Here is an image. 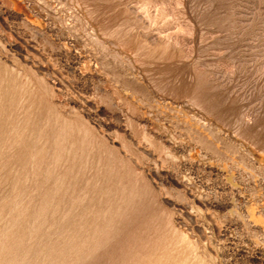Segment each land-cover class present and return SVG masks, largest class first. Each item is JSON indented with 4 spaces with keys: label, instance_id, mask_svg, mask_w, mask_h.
I'll return each mask as SVG.
<instances>
[{
    "label": "rangeland",
    "instance_id": "374dc122",
    "mask_svg": "<svg viewBox=\"0 0 264 264\" xmlns=\"http://www.w3.org/2000/svg\"><path fill=\"white\" fill-rule=\"evenodd\" d=\"M6 1L0 264H264V0Z\"/></svg>",
    "mask_w": 264,
    "mask_h": 264
},
{
    "label": "bare ground",
    "instance_id": "6f19581e",
    "mask_svg": "<svg viewBox=\"0 0 264 264\" xmlns=\"http://www.w3.org/2000/svg\"><path fill=\"white\" fill-rule=\"evenodd\" d=\"M7 1H9V2H10L11 4H13V5L16 4L15 0H7ZM7 1H6V2H7ZM46 1H49V0H46ZM90 1H91V0H90ZM178 1H179V0H178ZM184 1H185V0H184ZM3 2H4V1H3ZM40 2H43V1H40ZM187 2H188V1H187ZM187 2H186V3H187ZM189 2H190V1H189ZM36 3H38V2L36 1ZM45 3H46V2H45ZM186 3H181V4H182V5H185ZM99 4H100V3H99ZM177 4H178V3H177ZM179 4H180V3H179ZM193 4H194V3H193ZM196 4H197V3H196ZM6 5H7V3H6ZM28 5H29V4H28ZM37 5H38V4H37ZM41 5H42V4H41ZM108 5H109V4H108ZM110 5H111V2H110ZM110 5H109V6H110ZM112 5H114V4L112 3ZM8 6H9V5H8ZM44 6H45V5H44ZM93 6H94V5H93ZM93 6H92V7H93ZM102 6H104V5H102ZM192 6H193V5H192ZM47 7H48V6H47ZM96 7H97V6H96ZM105 7H106V5H105ZM110 7H112V6H110ZM110 7H108V9H109ZM118 7H119V6H118ZM178 7H179V6H178ZM180 7H181V6H180ZM183 7H184V6H182V8H183ZM186 7H187V6H186ZM190 7H191V6H190ZM34 8H36V6H35ZM97 8H98V7H97ZM115 8H116V6L114 7V9H115ZM182 8H181V9H182ZM46 9H47V8H46ZM95 9H96V8H95ZM102 9H103V8H102ZM105 9L107 10V8H105ZM105 9H104V12H105ZM116 9H117V8H116ZM185 9H186V8H185ZM190 9H191V8H190ZM33 10H34V9H33ZM109 10H110V9H109ZM112 10H113V8H112ZM120 10H124V9H121V8H120ZM91 11H93V10H91ZM125 11L127 12L126 9H125ZM195 11H196V10H195ZM195 11H194V12H195ZM0 12H1V11H0ZM31 12H33V11H31ZM38 12H39V14L41 13L39 10H38ZM96 12H97V11H96ZM102 12H103V10H102ZM104 12H103V14H104ZM117 12H118V10L116 11V13H117ZM119 12H120V11H119ZM122 12H123V11H122ZM44 13H45V12H44ZM93 13H94V12H93ZM93 13H92V15H93ZM107 13H108V12H107ZM109 13H111V12H109ZM116 13H113L114 15L112 14L110 17L105 18V20H103L104 18H103V19L101 18L100 20H103V21H102V22L100 21V22L103 23L104 26H108V27H110V28H112V29L115 28L116 26H118V28H120L122 31H123V30L127 31V29H128V25H130V24H127L126 22H127L128 19L131 20L132 17H131V18H128V17H129V16H128V17H127L128 19H127L126 21L121 22V21H120V20H121V19H120L121 16L119 15L121 12H120L119 14H116ZM192 13H193V12H192ZM0 14H1V13H0ZM33 14H35V13H33ZM47 14H48V13H47ZM94 14H95V13H94ZM95 15H96V14H95ZM107 15H108V14H106V16H107ZM124 15H125V14H124ZM124 15H123V16H124ZM126 15H127V13H126ZM132 15H133V14H132ZM193 15H194V14H193ZM12 16H13V15H12ZM41 16H43V15H41ZM100 16H101V15H100ZM185 16H186V15H185ZM188 16H189V15H188ZM199 16H200V15H199ZM98 17H99V16H98ZM192 17H193V16H192ZM194 17H195V16H194ZM194 17H193V18H194ZM8 18H9V17H8ZM14 18H15V17H14ZM38 18H39V17H38ZM134 19H135V18H134ZM13 20H14V19H13ZM96 20H97V19H96ZM200 20H201V19H200ZM1 21H2V20H1ZM131 22H132V21H131ZM8 23H9V22H8ZM138 24H139V23H138ZM138 24H137V25H138ZM6 25H7V24H6ZM98 25H99V24H98ZM132 25H133V23H132ZM137 25H136V26H137ZM194 25H195V24H194ZM133 26H134V25H133ZM133 26H132V27H133ZM205 26H206V25H205ZM6 27H7V26H6ZM55 27H56V26H55ZM58 28H59V27H58ZM101 28H102V27H101ZM130 28H131V27H130ZM107 29H108V28H107ZM120 29H119V30H120ZM131 29H133V28H131ZM203 29H204V28H203ZM101 30H102V29H101ZM104 30H106V29H104ZM109 30H110V29H109ZM117 30H118V29H117ZM54 31H55V30H54ZM111 31H112V30H111ZM130 31H131V30H130ZM115 33H116V32H115ZM118 33H119V32H118ZM126 33H128V32H126ZM126 33H124V35H125ZM131 33H132V32H131ZM134 33H135V31H134ZM126 35H127V34H126ZM126 35H125V36H126ZM128 36H131V35H128ZM133 36H134V35H133ZM133 36H132V37H133ZM135 36H136V34H135ZM122 37H123V36H122ZM137 37H138V36H137ZM123 38H124V37H123ZM138 38H139V37H138ZM121 39H122V38H121ZM121 39H120V40H121ZM126 39H127V37H126ZM126 39H125V40H126ZM130 39H131V37H130ZM133 39L136 40L135 37L132 38L131 40H133ZM25 40H26V39H25ZM120 40H119V41H120ZM131 40H130V41H131ZM128 41H129V40H128ZM130 41H129V42H130ZM141 41H142V40H141ZM126 42H127V41H126ZM129 42H128V43H129ZM131 42H132V41H131ZM131 42H130V43H131ZM132 43H133V42H132ZM135 43H137V42H135ZM135 43H134V44H135ZM17 45H18V44H17ZM130 45H131V44H130ZM136 45H137V44H136ZM172 45H173V44H172ZM134 46H135V45H133V47H134ZM137 46H138V45H137ZM175 46H176V45H175ZM131 47H132V46H131ZM165 47H166V45L164 46V48H165ZM135 48H136V47H135ZM158 48H159V47H158ZM164 48H163V49H164ZM170 48H171V47H170ZM22 49H23V47H22ZM133 49H134V48H133ZM136 49H137V48H136ZM155 49H156V48H155ZM160 49H161V48H160ZM163 49H161V50H163ZM18 50H19V49H18ZM149 50H150V49H149ZM153 50H154V48H153ZM165 50H167V49H164V51H165ZM173 50H174V49H173ZM173 50H169V51H173ZM179 50H180V49H179ZM158 51H160V50H158ZM164 51H163V52H164ZM134 52H135V51H134ZM156 52H157V51H156ZM160 52H162V51H160ZM157 53H158V52H157ZM164 53H165V52H164ZM155 54H156V53H155ZM165 54H167V53H165ZM165 54H164V55H165ZM169 54H171L172 56L175 55V53H173V52H172V53H169ZM162 55H163V54H162ZM138 56H139V55H138ZM153 56H154V55H153ZM159 56H161L160 53H159ZM168 56H169L170 58H172V56H170V55H168ZM178 56H179V55H178V52H177V57H178ZM157 57H158V56H157ZM162 57H163V56H161L160 58L162 59ZM174 57H175V56H174ZM152 58H154V57H152ZM163 58H164V57H163ZM170 58H169V60H170ZM175 58H176V57H175ZM175 58H173L174 61H175ZM178 58H179V57H178ZM141 59H142V58H141ZM167 59H168V58H167ZM176 59H177V58H176ZM180 59H181V58H180ZM185 59H186V58H185ZM154 60H156V58H155ZM169 60H166V61L168 62ZM159 61H161V60H159ZM159 61H158V63H159ZM166 61H165V62H166ZM191 61H192V60H191ZM141 62H142V60H141ZM150 62H151V61H150ZM162 62H163V61H162ZM177 62H178V61H177ZM186 62H187V61H186ZM160 63H161V62H160ZM168 63L172 64L171 61L168 62ZM144 64H145V63H144ZM150 64H151V63H150ZM152 64L154 65V64H156V63L153 61ZM164 64H167V63H164ZM164 64H163V66H164ZM176 64H177V63H176ZM110 65H111V64H110ZM156 65H157V64H156ZM160 65H161V64H160ZM160 65H159V66H160ZM179 66H180V64H179ZM183 66H184V65H183ZM83 67H84V66H83ZM157 67H158V66H157ZM192 68H193V67H192ZM177 70H178V69H177ZM172 71H173V70H172ZM185 74H186V72H185ZM205 74H206V73H205ZM179 75H180V74H179ZM179 75H178V76H179ZM183 76H184V75H183ZM185 76H186V75H185ZM176 77H177V76H176ZM193 78H194V77H193ZM21 79H22V78H21ZM186 79H190V78H186ZM191 79H192V78H191ZM191 79H190V80H191ZM200 79H201V78H200ZM204 79H205V78H204ZM195 80H196V79H195ZM195 80H194V81H195ZM23 81H24V80H23ZM186 81H187V80H186ZM188 81H189V80H188ZM194 81H193V82H194ZM207 81H208V80H207ZM13 82H15V80H13ZM16 82H17V81H16ZM190 82H191V81H190ZM221 82H222V81H221ZM9 83H10V82H9ZM24 83H25V82H24ZM181 83H182V82H181ZM183 83H184V82H183ZM186 83H187V82H186ZM186 83H185V84H186ZM194 83H195V82H194ZM202 83H203V82H202ZM32 84H33V83H32ZM12 85H13V84H12ZM20 85H21V84H20ZM20 85H19V86H20ZM24 85H25V84H24ZM188 85H189V84H188ZM195 85H196V84H195ZM195 85H194V86H195ZM203 85H204V84H203ZM213 85H214V84H213ZM216 85H217V84H215L214 86L216 87ZM214 86H212L210 89L212 90V88H213ZM217 86H218V85H217ZM219 86H220V85H219ZM15 87H16V86H15ZM183 87H184V86H183ZM183 87H181V88H183ZM205 87H206V86H205ZM215 87H214V90H215ZM189 88H190V87H189ZM208 88H209V87H208ZM208 88H206V89H208ZM47 89H48V88H47ZM184 89H185V88H184ZM184 89H183V90H184ZM190 89H191V88H190ZM195 89H196V88H195ZM200 89H203V88H200ZM218 89H219V88H218ZM185 90H186V89H185ZM187 90H188V87H187ZM191 90H193V89H191ZM211 90H209V91L211 92ZM121 91H122V90H121ZM181 91H182V90H181ZM203 91H205V90H203ZM207 91H208V90H207ZM21 92H22V91H21ZM190 92H191V91H189V93H190ZM194 92H195V91H194ZM194 92H193V93H194ZM216 92L218 93L219 91L216 90ZM118 93H119V92H118ZM202 93H204V96H205V94L208 93V92H206V93H205V92H202ZM226 93H227V92H226ZM190 94H191V96H192V93H190ZM197 94H199V93H197ZM11 95H12V94H11ZM199 95H200V94H199ZM199 95H198V96H199ZM206 95L208 96V94H206ZM209 95H210V94H209ZM216 95H218V94H216ZM9 96H10V94H9ZM198 96H196V97H198ZM200 96H201V95H200ZM202 96H203V95H202ZM214 96H215V95H214ZM214 96H213V97H214ZM194 97H195V95H194ZM196 97H195V98H196ZM192 98H193V97H192ZM198 98H199V97H198ZM204 98H205V97H204ZM239 98H240V97H239ZM12 99H13L12 101L15 102V98L12 97ZM42 99H43V98H42ZM193 99H194V98H193ZM199 99H200V98H199ZM199 99H198V100H199ZM202 99H203V98H202ZM200 100H201V99H200ZM200 100H199V101H200ZM201 101H203V100H201ZM205 101H206V98H205ZM226 101H227V100H226ZM241 101H243V100H241ZM210 102H211V100H210ZM167 103H168V102H167ZM199 103H200V102H199ZM199 103H198V104H199ZM203 103H206V102H203ZM221 103H222V102H221ZM39 104H40V103H39ZM156 104H157V103H156ZM170 104H171V103H170ZM208 104H209V103H208ZM213 104H214V103H213ZM213 104H212V102H211V106H213ZM152 105H153V104H152ZM201 105H202V104H201ZM209 105H210V104H209ZM225 105H226V104H225ZM27 106H28V105H27ZM214 106H215V104H214ZM222 106H224V105H222ZM56 107H57V106H56ZM201 107H203V106H201ZM208 107H209V106H208ZM215 107H216V106H215ZM215 107H213L212 109H214ZM39 108H40V107H39ZM48 108H49V107H48ZM178 108H179V107H178ZM203 108H204V107H203ZM210 108H211V107H210ZM5 109H6V108H5ZM5 109H4V111H6ZM216 109H217V108H216ZM221 109H222V108H221ZM58 110H59V109H58ZM164 110H165V109H164ZM205 110H206V109H205ZM207 110H208V109H207ZM212 111H213V110H212ZM214 111H215V110H214ZM24 112H25V111H24ZM44 112H45V111H44ZM207 112H209V110H208ZM231 112H232V111H231ZM22 113H23V112H22ZM213 113H214V112H213ZM229 113H230V112H229ZM4 114H5V113H4ZM25 114H26V113H25ZM25 114H24V115H25ZM209 114H210V113H209ZM211 114H212V113H211ZM7 115H8V113H7ZM28 115H29V114H28ZM182 115H183V114H182ZM232 115H233V114H232ZM235 115H236V114H235ZM217 116H218V115H217ZM220 116H221V114H220ZM223 116H225V115H223ZM228 116H229V115H228ZM237 116H238V115H237ZM13 117H14V116H13ZM26 117H27V116H26ZM53 117L55 118V116H53ZM214 117H215V116H214ZM226 117H227V116H226ZM226 117H225V118H226ZM230 117H231V116H230ZM232 117H233V116H232ZM234 117H235V116H234ZM241 117H242V116H241ZM262 117H263V116H262ZM54 118H53V120H54ZM193 118H194V117H193ZM217 118H218V117H217ZM235 118H236V117H235ZM250 118H251V117H250ZM15 119H16V118H15ZM23 119H24V118H23ZM38 119H39V118H38ZM179 119H180V118H179ZM223 119H224V117H223ZM229 119H231V118H229ZM232 119H233V118H232ZM236 119L238 120L239 118H236ZM240 119H241V118H240ZM240 119H239V120H240ZM243 119H244V118H243ZM18 120H19V118H18ZM21 120H22V119H21ZM218 120H219V119H218ZM248 120H250V121H249V124H250L251 119H248ZM252 120H253V119H252ZM2 121H3V120H2ZM40 121H41V120H40ZM40 121H39V122H40ZM56 121H58V120H56ZM220 121H221V120H220ZM222 121H225V120H222ZM222 121H221V122H222ZM227 121H230V120L227 119ZM227 121H226L225 124H231V122H230V123H227ZM245 121H247V120H245ZM253 121H254V120H253ZM256 121H258V120L256 119ZM256 121H255V123H256ZM3 122H4V121H3ZM31 122H32V121H31ZM63 122H65V121H63ZM67 122H68V121H67ZM183 122H184V121H183ZM202 122H203V121H201V123H202ZM216 122H217V121H216ZM234 122H235V119H234ZM238 122H239V121H238ZM29 123H30V121H29ZM50 123H51V122H50ZM53 123H54V122H53ZM159 123H160V122H159ZM199 123H200V122H199ZM204 123H205V122H204ZM206 123H207V122H206ZM212 123H213V122H212ZM241 123L244 124V122H242V121H241ZM255 123H253V124H255ZM47 124H48V123H47ZM67 124H69V123H67ZM247 124H248V123H247ZM3 125H4V124H3ZM38 125H39V124H38ZM38 125H37V126H38ZM62 125H63V124H62ZM65 125H66V124H65ZM235 125H237V124L235 123ZM245 125H246V124H245ZM256 125H257V124H256ZM53 126H54V125H53ZM53 126H52V127H53ZM63 126H64V125H63ZM63 126H62V127H63ZM70 126H71V125H70ZM205 126H206V125H205ZM227 126H228V125H227ZM231 126H232V125H231ZM231 126H230V127H231ZM262 126H264V125H262ZM31 127H32V126H31ZM72 127H73V126H72ZM233 127H235V126H233ZM253 127H254V126H253ZM59 128H60V127H59ZM254 128H255V127H254ZM254 128H253V129H254ZM256 128H257V126H256ZM43 129H44V128H43ZM55 129H56V128H55ZM241 129H242V128H241ZM258 129H261V128H258ZM6 130H7V129H6ZM14 130H15V129H14ZM36 130H37V129H36ZM64 130H65V129H64ZM72 130H73V129H72ZM72 130H70V131L72 132ZM250 130H251V129H250ZM24 131H25V130H24ZM30 131H31V130H30ZM50 131H52V130H50ZM246 131H249V130L247 129ZM27 132H28V131H27ZM64 132H65V131H64ZM235 132H236V131H235ZM238 132H239V130H238ZM25 133H26V132H25ZM86 133H87V132H86ZM205 133H206V132H205ZM208 133H209V132H208ZM259 133H260V132H259ZM20 134H21V133H20ZM37 134H38V133H37ZM239 134H240V133H239ZM239 134H238V135H239ZM244 134H245V133H244ZM254 134H255V133H254ZM256 134H258V133H256ZM11 135H12V134H11ZM236 135H237V134H236ZM21 136H22V135H21ZM25 136H26V135H25ZM32 136H33V135H32ZM40 136H41V135H40ZM65 136H66V135H65ZM87 136H88V135H87ZM240 136H241V134H240ZM243 136H244V135H243ZM247 136H248V135H247ZM262 136H263V135H262ZM13 137H14V136H13ZM238 137H239V136H238ZM244 137H245V136H244ZM253 137H254V136H253ZM253 137H252V138H253ZM255 137H256V136H255ZM22 138H24V137H22ZM28 138H29V137H28ZM82 139H83V138H82ZM241 139H242V137H241ZM244 139H245V138H244ZM246 139H247V138H246ZM255 139H256V138H255ZM263 139H264V138H263ZM247 140H249V139H247ZM251 140H252V139H251ZM253 140H254V139H253ZM34 141H35V140H34ZM61 141H62V140H61ZM80 141H81V140H80ZM84 141H85V140H84ZM2 142H3V141H2ZM44 142H45V141H44ZM246 142H248V141H246ZM249 142H251V141H249ZM253 142H254V141H253ZM262 142H263V141H262ZM22 143H23V142H22ZM50 143H51V142H50ZM255 143H256V142H255ZM259 144H260V143H259ZM25 145H26V142H25ZM32 145H33V144H32ZM250 145H252V144H250ZM253 145H254V144H253ZM260 145H262V144H260ZM71 146H72V145H71ZM90 146H91V144H90ZM94 146H95V145H94ZM262 146H263V145H262ZM262 146H259V148H261ZM73 147H75V146H73ZM252 147H253V146H252ZM36 148H37V146H36ZM47 148H48V147H47ZM65 148H66V147H65ZM84 148H85V147H84ZM253 148H254V147H253ZM33 149H34V148H33ZM53 149H55V146H54ZM255 149H256V148H255ZM30 150H31V149H30ZM47 150H48V149H47ZM81 150H84V149H81ZM70 151H71V150H70ZM79 151H80V150H79ZM258 151H259V154L261 155V162H264V151H263V150H260V149H259ZM0 152H1V151H0ZM23 152H24V151H23ZM82 152H84V151H82ZM255 152H256V151H255ZM32 153H33V152H32ZM35 153H36V151H35ZM74 153H75V152H74ZM77 153H78V152H77ZM15 154H16V153H15ZM33 154H34V153H33ZM35 155H36V154H35ZM52 155H53V154H52ZM32 156H33V155H32ZM49 156H50V155H49ZM66 156H67V155H66ZM73 156H75V155H73ZM234 156H235V155H234ZM33 157H34V156H33ZM37 157H38V156H37ZM46 157H47V156H46ZM82 157H83V155H82ZM82 157H81V159H82ZM8 158H9V157H8ZM88 158H89V157H88ZM14 159H16V158L14 157ZM27 159H28V158H27ZM31 159H32V158H31ZM83 159H85V158H83ZM23 160H24V158H23ZM75 160H76V159H75ZM86 160H87V158H86ZM80 161H81V160H80ZM74 162H75V161H74ZM48 163H50V162H48ZM81 163H82V162H81ZM95 163H96V162H95ZM95 163H94V164H95ZM55 164H56V163H55ZM87 164H88V163H87ZM230 164H231V163H230ZM45 165H46V164H45ZM106 165H107V164H106ZM16 166H17V165H16ZM30 167H31V166H30ZM28 168H29V167H28ZM28 168H27V169H28ZM16 169H18V167H17ZM27 169H26V170H27ZM31 169H32V168H31ZM46 169H47V167H46ZM42 171H43V170H42ZM83 171H85V170H83ZM97 171H100V170L97 169ZM45 172H46V171H45ZM91 172H92V171H91ZM62 173H63V172H62ZM46 174H47V173H46ZM104 174H105V173H104ZM26 175H27V174H26ZM26 175H25V176H26ZM43 176H44V174H43ZM55 177H57V176H55ZM72 177H73V176H72ZM79 177H80V176H79ZM26 178H27V176H26ZM30 178H31V177H30ZM98 178H99V177H98ZM43 179H44V178H43ZM85 179H86V178H85ZM92 179H93V178H92ZM55 180H56V179H54V181H55ZM26 184H27V183H26ZM111 184H112V183H111ZM111 184H110V185H111ZM114 184H115V183H114ZM42 185H43V181H42ZM42 185H41V186H42ZM46 186H47V185H46ZM54 186H55V185H54ZM80 186H81V185H80ZM27 187H28V186H27ZM40 188H41V187H40ZM54 188H55V187H54ZM86 188H88V187H86ZM32 189H33V188H32ZM118 189H119V188H118ZM26 190H27V189H26ZM40 190H41V189H40ZM69 190H70V189H69ZM79 190H80V189H79ZM103 190H104V189H103ZM110 190H111V189H110ZM106 191H107V190H106ZM121 191H122V190H121ZM204 191H205V190H204ZM39 192H40V191H39ZM104 192H105V190H104ZM111 192H112V191H111ZM21 193L23 194V191H22ZM26 193H27V192H26ZM26 193H25V194H26ZM37 193H38V192H37ZM84 193H85V192H84ZM86 193H87V192H86ZM25 194H24V195H25ZM85 195H87V194H85ZM109 196H110V194H109ZM114 196H115V194H114ZM20 197H21V195H20ZM24 197H25V196H24ZM83 197H84V196H83ZM87 197H88V196H87ZM94 197H95V196H94ZM84 198H85V197H84ZM99 198H100V197H99ZM111 198H112V197H111ZM85 200H86V199H85ZM112 200H113V199H112ZM116 200H117V199H116ZM117 202H118V201H117ZM117 202H116V203H117ZM17 203H18V202H17ZM19 203H20V202H19ZM201 203H202V202H201ZM85 205H86V204H85ZM221 205H222V204H221ZM14 206H15V205H14ZM57 206H58V205H57ZM57 206H56V207H57ZM17 207H18V206H17ZM54 207H55V206H54ZM13 208H14V207H13ZM33 208H34V207H33ZM76 209H77V208H76ZM83 209H84V208H83ZM257 209H258L257 206H254V205L248 206V209H247V210H248V214H249V216L251 217V221H254L255 223H256V222H264V213H263V212L261 213V212H260L259 210H257ZM114 210H115V209H114ZM70 211H71V209H70ZM75 211H76V210H75ZM190 211H191V210H190ZM13 212H14V211H13ZM104 212H105V211H104ZM113 215H114V214H113ZM121 215H122V214H121ZM6 219H7V218H6ZM108 219H109V218H108ZM106 222H107V221H106ZM167 222H168V221H167ZM59 223H60V222H59ZM110 223H111V222H110ZM250 224H251V223H250ZM255 225H256V224H255ZM109 226H110V225H109ZM5 227H6V226H5ZM167 228H168V227H167ZM171 228H172V227H171ZM168 229H169V228H168ZM172 229H173V228H172ZM181 230H182V229H181ZM53 231H54V230H53ZM63 231H64V230H63ZM92 231H93V230H92ZM101 231H102V230H101ZM106 231H107V229H106ZM177 231H178V230H177ZM185 232H186V231H184V234L186 235L187 233H185ZM102 233H104V232H102ZM3 234H4V233H3ZM42 235H45V234H42ZM4 236H5V234H4ZM4 236H3V238H4ZM28 236H29V235H28ZM28 236H27V237H28ZM187 236H188V235H187ZM187 236H184V237L181 238V244H183V245H187L188 247H187V246H186V247L189 248L190 253L193 255L194 252H195V248H194V244H195V243L193 244L192 240H190L191 236H190V238H188ZM173 237H174V236H173ZM29 238H30V237H29ZM86 238H87V237H86ZM94 238H95V237H94ZM97 238H98V237H97ZM105 238H106V236H105ZM161 238H162V237H161ZM26 239H27V238H26ZM95 239H96V238H95ZM170 239H171V238H170ZM82 240H83V239H82ZM104 240H105V239H104ZM161 240H162V239H161ZM167 241H168V240H167ZM0 242H1V241H0ZM164 242H165V241H164ZM31 243H32V242H31ZM89 243H91V242L89 241ZM153 243H154V242H153ZM177 243H178V242H177ZM95 244H96V243H95ZM102 244H103V243H102ZM159 244H160V243H159ZM161 245H162V244H160V246H161ZM79 246H80V244H79ZM88 246H89V245H88ZM90 246H91V245H90ZM99 246H100V245H99ZM166 246H167V245H166ZM177 246H178V245H177ZM180 246H181V245H180ZM195 246H196V245H195ZM39 247H40V246H39ZM75 247H76V246H75ZM89 248H91V247H89ZM92 248H93V247H92ZM97 248H98V247H97ZM161 248H162V246H161ZM167 248H169V247L167 246ZM179 248H180V247H179ZM38 249H39V248H38ZM172 249H173V248H172ZM184 249H185V248H184ZM77 250H78V249H77ZM89 250H90V249H89ZM180 250H181V249H180ZM186 250H188V249H186ZM75 251H76V250H75ZM46 252H47V251H46ZM170 254H171V253H170ZM37 255H38V254H37ZM200 255H201V254H200ZM44 256H45V255H44ZM168 256H170V255H168ZM184 256H185V255H184ZM184 256H183V257H184ZM193 257H194V255H193ZM34 258H35V257H34ZM157 258H158V257H157ZM157 258H156V259H157ZM178 259H179V258H178ZM182 259H183V258H182ZM43 260H44V259H43ZM27 261H28V260H27ZM69 261H70V260H69ZM56 262H57V260H56ZM157 262H160V261L157 260ZM42 263H43V262H42ZM197 263H198V262H197ZM45 264H46V263H45ZM78 264H79V263H78ZM191 264H192V263H191Z\"/></svg>",
    "mask_w": 264,
    "mask_h": 264
}]
</instances>
